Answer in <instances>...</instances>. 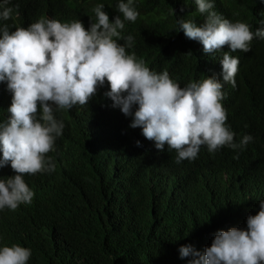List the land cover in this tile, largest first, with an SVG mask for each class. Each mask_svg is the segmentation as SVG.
<instances>
[{
    "label": "trees",
    "instance_id": "obj_1",
    "mask_svg": "<svg viewBox=\"0 0 264 264\" xmlns=\"http://www.w3.org/2000/svg\"><path fill=\"white\" fill-rule=\"evenodd\" d=\"M97 4L105 5L110 22L120 15L117 0H12L19 7L4 23L14 31L40 18L81 20L87 29ZM135 7L140 15L125 21L118 42L132 35L128 51L138 60L168 70L182 87L204 75L222 81V53L206 55L200 43L175 31L177 18L203 22L191 15L194 0H135ZM214 10L255 31L264 3L215 0ZM250 47L232 53L240 60L236 87L225 84L222 103L236 141L248 134L253 142L215 155L202 147L195 160L177 164L175 151L155 149L141 129L129 127L131 118L111 107L106 82L86 105L57 113L65 128L56 141V170L25 174L34 197L0 212V246L30 248L28 264H188L181 246L203 253L218 231L245 229L264 199V40L254 38ZM11 99L0 84V123L10 117ZM13 175L10 166L0 168V179Z\"/></svg>",
    "mask_w": 264,
    "mask_h": 264
},
{
    "label": "clouds",
    "instance_id": "obj_2",
    "mask_svg": "<svg viewBox=\"0 0 264 264\" xmlns=\"http://www.w3.org/2000/svg\"><path fill=\"white\" fill-rule=\"evenodd\" d=\"M194 4L191 15L203 16V22L177 18L175 31L200 43L206 55L222 53V81L204 75L182 87L168 70H150L128 51L135 43L132 35L118 42L125 21L134 23L140 15L135 0H117L120 15L111 22L105 5L97 4L95 21L90 18L87 29L81 20L40 18L14 31L4 22L14 18L19 5L0 0V84H6L12 97L10 117L0 123V168L10 166L15 173L0 179V212L32 202L34 191L24 177L56 170V141L65 128L57 113L86 105L106 82L104 95L111 107L131 118L129 127L141 129L155 149L163 152L167 145L168 152L175 151L177 164L195 160L202 147L215 155L224 147L238 152L253 142L248 134L236 141L222 101L225 84L236 87L240 60L232 53H247L254 38L264 40V12L253 31L248 23L215 11V0ZM225 46L229 51H223ZM258 205L245 229L218 231L203 253L181 246L180 259L191 257L188 264H264V199ZM31 255L30 248L19 244L0 246V264H28Z\"/></svg>",
    "mask_w": 264,
    "mask_h": 264
}]
</instances>
